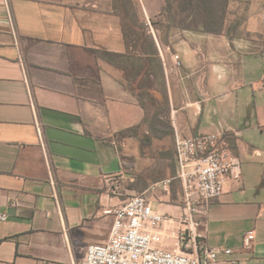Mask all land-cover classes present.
<instances>
[{
	"label": "crops",
	"instance_id": "crops-1",
	"mask_svg": "<svg viewBox=\"0 0 264 264\" xmlns=\"http://www.w3.org/2000/svg\"><path fill=\"white\" fill-rule=\"evenodd\" d=\"M244 1L241 39L177 32L166 43L152 24L165 0H0V264L82 261L110 237L106 211L136 193L180 218L151 190L178 172L176 132L227 136L242 174L198 231L238 264H264V0Z\"/></svg>",
	"mask_w": 264,
	"mask_h": 264
},
{
	"label": "built area",
	"instance_id": "built-area-1",
	"mask_svg": "<svg viewBox=\"0 0 264 264\" xmlns=\"http://www.w3.org/2000/svg\"><path fill=\"white\" fill-rule=\"evenodd\" d=\"M175 59L180 65L179 56ZM174 149L177 175L162 179L151 190L170 195L177 182L183 215L174 219L155 210L146 194L134 195L123 207L106 211L114 216L109 239L88 246L82 261L69 264H238L232 249L206 247L205 235L198 231L212 201L223 195L227 180L241 177V161L229 139L217 132L189 137L176 132ZM0 220L6 221L7 215H0ZM168 223H176L179 230L164 234ZM255 239L256 232L249 231L244 247H251Z\"/></svg>",
	"mask_w": 264,
	"mask_h": 264
},
{
	"label": "trees",
	"instance_id": "trees-1",
	"mask_svg": "<svg viewBox=\"0 0 264 264\" xmlns=\"http://www.w3.org/2000/svg\"><path fill=\"white\" fill-rule=\"evenodd\" d=\"M127 2L130 3L131 0H124V3ZM249 9L250 2L244 0H165L160 17L152 24L162 32V41L166 43H169L170 37L177 32L215 36L225 33L231 40L241 39L243 36L242 28L249 19ZM231 17L233 19H230ZM100 56L111 60L115 55L104 52ZM138 98L140 103L145 106L141 100L142 96L140 95ZM161 108L165 111L164 103ZM140 127L141 125H137L126 129L119 135L120 137L134 136ZM172 175L175 177L176 171H173ZM177 188H179L178 183ZM176 194L174 190V197Z\"/></svg>",
	"mask_w": 264,
	"mask_h": 264
},
{
	"label": "rangeland",
	"instance_id": "rangeland-1",
	"mask_svg": "<svg viewBox=\"0 0 264 264\" xmlns=\"http://www.w3.org/2000/svg\"><path fill=\"white\" fill-rule=\"evenodd\" d=\"M135 184H130L129 187H134ZM128 187V185H127ZM160 190V189H158ZM174 190L176 191V197H174ZM163 194H166L165 192H163L162 190H160ZM137 194H141V193H136L135 195ZM170 204H173V205H178V206H182V204L180 203V200H179V188H177V186L174 188L171 189V192H170V200L168 201Z\"/></svg>",
	"mask_w": 264,
	"mask_h": 264
}]
</instances>
